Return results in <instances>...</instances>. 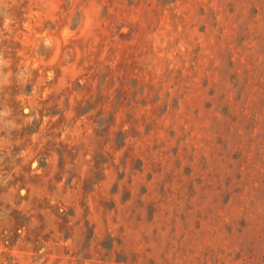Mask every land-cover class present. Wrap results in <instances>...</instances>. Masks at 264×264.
I'll return each mask as SVG.
<instances>
[{
  "label": "rangeland",
  "instance_id": "374dc122",
  "mask_svg": "<svg viewBox=\"0 0 264 264\" xmlns=\"http://www.w3.org/2000/svg\"><path fill=\"white\" fill-rule=\"evenodd\" d=\"M0 264H264V0H0Z\"/></svg>",
  "mask_w": 264,
  "mask_h": 264
}]
</instances>
